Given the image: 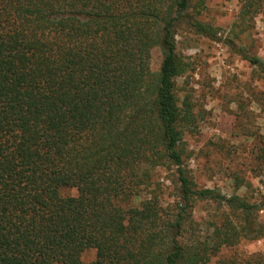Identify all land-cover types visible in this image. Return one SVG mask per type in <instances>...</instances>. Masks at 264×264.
Segmentation results:
<instances>
[{"label":"trees","instance_id":"1","mask_svg":"<svg viewBox=\"0 0 264 264\" xmlns=\"http://www.w3.org/2000/svg\"><path fill=\"white\" fill-rule=\"evenodd\" d=\"M203 5L0 0V264H85L87 248L96 250L88 264H208L224 247L264 237L258 186L244 195L199 188L183 164L191 115L176 97V35L215 36L196 17ZM242 55L264 75L260 57ZM252 140L250 179L235 174L234 191L255 179L264 188V132ZM160 166L175 167L167 207L148 189ZM201 202L213 212L197 220ZM234 263L264 264V253L222 264Z\"/></svg>","mask_w":264,"mask_h":264},{"label":"rangeland","instance_id":"2","mask_svg":"<svg viewBox=\"0 0 264 264\" xmlns=\"http://www.w3.org/2000/svg\"><path fill=\"white\" fill-rule=\"evenodd\" d=\"M196 17L212 26L215 36L187 28L176 35V51L184 63L176 78V97L191 115L182 122L183 164L199 188L217 187L227 195H244L256 192L258 186L264 194L257 179L251 188L243 186L236 191L232 180L235 174L250 179L252 136L264 132V75L242 55H256L264 62V4L204 0ZM160 61V49L155 47L150 57L152 71L158 70ZM152 181L148 189L155 188L164 207L172 205L177 186L175 167H157ZM146 191L132 205L145 198ZM61 194L76 195L77 190L64 187ZM212 212L211 204L197 203L194 217L203 220ZM259 252L264 253V237L224 247L208 264L237 262ZM95 258L94 248L80 255L85 264Z\"/></svg>","mask_w":264,"mask_h":264}]
</instances>
